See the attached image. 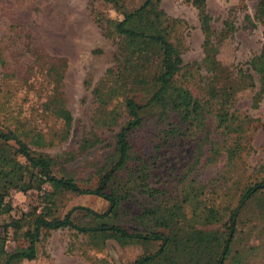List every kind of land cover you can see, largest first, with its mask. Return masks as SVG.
<instances>
[{
    "label": "trees",
    "instance_id": "obj_1",
    "mask_svg": "<svg viewBox=\"0 0 264 264\" xmlns=\"http://www.w3.org/2000/svg\"><path fill=\"white\" fill-rule=\"evenodd\" d=\"M100 1L120 16H94L114 46V63L89 90V130L72 150L54 156L32 150L25 141L28 132L16 120L11 124L15 119L8 115L11 97L9 101L0 97V216L12 210L4 201L10 192L40 194L38 207L4 226L14 232L25 227L26 251H0V264L35 259L40 238L63 229L72 237L85 238V245L94 250L103 249L106 241L122 248H139L142 254L129 264H247L254 247L233 252L236 225L240 213L251 204L252 218L264 220V178L245 186L232 208L218 209L208 204L203 186L196 177L189 178V171L172 193L151 186L148 162L132 150L128 137L147 117H154L162 129L158 135L161 145L190 130L197 137L191 170L215 164L222 155L226 166L231 165L249 147L243 125L252 121L234 110L235 94L254 90L252 109L262 100L264 43L244 69L230 72L216 55L218 46L232 33V23L224 21L222 29L213 33L205 0H184L195 9L202 35V57L193 65L205 73L197 75L193 84L196 93L191 92L187 84L194 78L189 70L192 65L183 64L179 43L173 40L180 21L168 17L161 0H143L132 10H126L120 0ZM254 19L264 23V0L258 1ZM262 35L264 40V31ZM28 52L43 76L45 89L39 107L57 125L49 143H65L73 121L62 92L65 61L40 58L34 50ZM0 71L2 81L16 76L1 54ZM105 133H110V142L105 143ZM213 133H218L222 142L215 140ZM104 143L108 150L91 173L94 185L79 186L68 165ZM66 195L95 196L105 201L107 208L98 213L76 206L62 217L56 216L57 203ZM127 205L137 211L131 212ZM82 255L88 264H108Z\"/></svg>",
    "mask_w": 264,
    "mask_h": 264
},
{
    "label": "rangeland",
    "instance_id": "obj_2",
    "mask_svg": "<svg viewBox=\"0 0 264 264\" xmlns=\"http://www.w3.org/2000/svg\"><path fill=\"white\" fill-rule=\"evenodd\" d=\"M120 1L126 10L135 9L143 2ZM258 1L205 0L213 33L222 29L224 21L232 23L233 31L218 46L216 55L217 61L230 72L234 73L237 68L244 69V64L258 53L264 43V23L254 19ZM161 8L168 17L180 21L173 33V40L179 43L183 64L192 65L189 70L194 78L187 86L196 93L193 84L198 79L197 75L205 74L193 65L199 63L202 57V35L198 29L196 11L184 0H161ZM96 13L108 19L120 18L118 12L100 0H0V54L7 68L16 75L2 81L0 71V97L8 101L11 97L12 109L8 115L15 116L11 124L17 121L28 132L29 138L25 141L34 151L54 156L72 150L89 130V90L114 63V46L96 25ZM29 50L36 51L40 58H61L65 61L62 92L73 120L70 137L65 143H49L57 125L39 107L45 86L42 71L37 64H32ZM253 92L246 89L235 94L234 110L239 116L245 115L252 121L248 120L243 125L249 147L229 166H226L222 155L215 164L191 170V163L197 154V137L193 132L190 130L185 136L161 145L158 135H161L162 129L154 117H147L128 140L132 150L148 162L151 186L172 193L173 188L179 189L180 178L189 171V178L196 177L203 186V197L208 204L222 210L232 208L245 186L264 178V96L257 108L252 109L250 99ZM102 137L107 139L105 143L110 142V133ZM213 137L222 142L218 133H213ZM229 140L226 144H229ZM105 143L80 155L68 165L79 186L89 188L94 185L91 173L108 150ZM39 195L37 191L25 194L12 191L4 200L12 210L0 216V251H26L25 227L14 232L4 226L38 207ZM76 206L98 213L107 208L106 202L95 196L66 195L57 203L55 215L62 217ZM250 206L239 215L233 252L237 250L241 253L245 247H254L247 264H264V220L252 218L253 205ZM125 208L133 213L137 211L128 205ZM84 242L85 238L72 237L65 229L51 231L36 244L35 259H18L15 264H88L82 253L105 260L108 264H129L142 254L137 247L122 248L112 241H106L101 250L88 248Z\"/></svg>",
    "mask_w": 264,
    "mask_h": 264
}]
</instances>
